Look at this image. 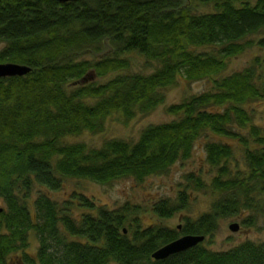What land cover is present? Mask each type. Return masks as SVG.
<instances>
[{"label":"trees","instance_id":"obj_1","mask_svg":"<svg viewBox=\"0 0 264 264\" xmlns=\"http://www.w3.org/2000/svg\"><path fill=\"white\" fill-rule=\"evenodd\" d=\"M264 32V0H0V63L31 67L0 77V264L23 252V264H264V242L213 251L203 242L161 260L152 253L184 234L212 238L220 220L254 210L264 193V113L252 123L246 104L264 100V59L221 75L227 59L252 47ZM258 43L264 46V38ZM210 47L209 51L202 50ZM99 54L90 61L85 54ZM149 71H132L134 58ZM115 73L103 83L92 77ZM184 78H207L212 89L166 107L171 120L145 126L137 140L110 138L99 147L69 136L99 132L119 112L148 114ZM249 127L247 134L239 129ZM238 138L204 143L209 185L188 173L176 198L151 202L148 211L170 218L185 210L186 185L217 197L208 211L185 218L179 230L143 228L139 209L96 206L74 192L59 204L50 193L68 178L107 184L137 182L188 159L202 136ZM184 181V182H185ZM87 209L80 216L74 209ZM254 221L246 218L245 223ZM38 238L35 258L24 253L28 232Z\"/></svg>","mask_w":264,"mask_h":264},{"label":"rangeland","instance_id":"obj_2","mask_svg":"<svg viewBox=\"0 0 264 264\" xmlns=\"http://www.w3.org/2000/svg\"><path fill=\"white\" fill-rule=\"evenodd\" d=\"M255 44L247 48L242 54L227 59V65L221 75H228L242 70L249 65L255 57L264 59V46L258 41L264 38V32L253 35L251 37ZM4 43L0 41V50ZM210 47H205L202 50L209 51ZM99 54H85L84 58L90 61H95L100 58ZM132 71H149L148 64L143 62V58H134L131 66ZM115 73H109L102 77H92L96 83H103L111 78ZM211 80L204 78L199 80L188 81L184 78L178 80L176 84L167 89L166 99L164 103L159 105L155 110L148 114L137 113L130 120L125 119L121 113L113 112L104 121V127L101 131L93 133L84 131L79 135L69 136L66 140L70 142H85L89 146L99 147L103 142L110 138H122L131 141L138 139L141 130L149 124H157L171 120L174 116L166 111V107L172 103H178L184 98L202 93L212 89ZM247 109L252 114V123H261V117L264 113V100L250 101L246 104ZM249 127L239 129V132L247 134ZM221 140L230 143L234 150L236 160L243 162V149L238 138H219L217 136L205 137L202 136L195 144L192 155L185 161H178L163 174L151 175L144 180L137 182L133 178H121L107 184H99L95 181L86 178H68L59 191H53L50 195L59 204L64 203L71 198L74 192L83 194L94 202L96 206H105L113 209L129 204L130 206L138 207L139 221L143 228L148 225L159 224L170 229L179 230L178 226L185 222V218L194 219L198 215L208 211L211 203L217 197L212 192L211 187L207 190L197 191L193 186L186 185L188 192L191 195L190 204L180 212L175 213L170 218L158 217L153 212L148 211L151 202L162 198L175 199L179 189H182L186 183L184 175L194 173L201 174V178L209 185L211 174H207L208 166L205 163L204 143L207 141ZM185 181V182H184ZM259 205L254 210H244L241 214L229 216L220 220V225L217 232L212 238L206 237L203 244L213 251L228 250L243 241H251L255 244L264 242V193L261 195ZM5 203L0 197V211L5 208ZM87 209H74L73 213L77 217L82 213H86ZM246 218H251L254 222L251 225L245 223ZM237 222L240 225L238 231H231L229 224ZM28 245L24 249V253L32 258H35L38 250V238L34 231L28 232ZM23 252H18L11 255L12 262L20 260ZM116 264V263H109Z\"/></svg>","mask_w":264,"mask_h":264},{"label":"water","instance_id":"obj_3","mask_svg":"<svg viewBox=\"0 0 264 264\" xmlns=\"http://www.w3.org/2000/svg\"><path fill=\"white\" fill-rule=\"evenodd\" d=\"M60 2H67L73 0H58ZM31 71V67L19 64V63H0V77H8V76H21L25 75ZM181 228V225H179ZM229 229L231 231H238L240 229V225L237 222H232L229 224ZM205 235H198V234H184L172 240L158 249H156L152 253V258L155 260H161L167 258L171 254L181 252L187 250L200 242L205 240Z\"/></svg>","mask_w":264,"mask_h":264},{"label":"flooded vegetation","instance_id":"obj_4","mask_svg":"<svg viewBox=\"0 0 264 264\" xmlns=\"http://www.w3.org/2000/svg\"><path fill=\"white\" fill-rule=\"evenodd\" d=\"M178 228H179V226H178ZM180 229V228H179ZM14 264H23V262L21 261V260H18L16 263L15 262H13Z\"/></svg>","mask_w":264,"mask_h":264}]
</instances>
